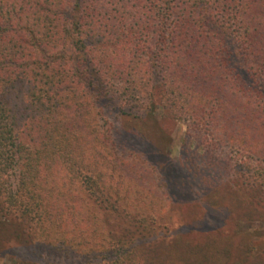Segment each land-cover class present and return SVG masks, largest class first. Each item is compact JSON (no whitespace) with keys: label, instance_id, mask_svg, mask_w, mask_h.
Returning a JSON list of instances; mask_svg holds the SVG:
<instances>
[{"label":"trees","instance_id":"trees-1","mask_svg":"<svg viewBox=\"0 0 264 264\" xmlns=\"http://www.w3.org/2000/svg\"><path fill=\"white\" fill-rule=\"evenodd\" d=\"M124 83L125 114L144 118L131 111L137 95L147 108L184 115L206 130L207 151L217 139L240 171L248 159L262 164L249 184L260 182L264 0H0L2 220L46 217L33 190L47 160L65 159L76 175L83 163L60 115L102 109ZM128 246L118 238L115 248Z\"/></svg>","mask_w":264,"mask_h":264},{"label":"rangeland","instance_id":"rangeland-1","mask_svg":"<svg viewBox=\"0 0 264 264\" xmlns=\"http://www.w3.org/2000/svg\"><path fill=\"white\" fill-rule=\"evenodd\" d=\"M126 92L60 115L79 173L47 160L33 190L47 215L0 218V264H264V175L249 184L262 164L240 171L224 141L207 151L205 129L137 95L131 111L144 118L125 114Z\"/></svg>","mask_w":264,"mask_h":264}]
</instances>
